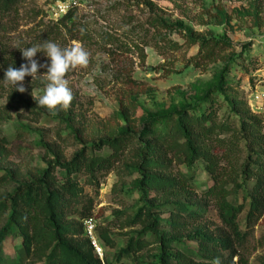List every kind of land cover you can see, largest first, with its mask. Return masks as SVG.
Instances as JSON below:
<instances>
[{"label":"rangeland","instance_id":"rangeland-1","mask_svg":"<svg viewBox=\"0 0 264 264\" xmlns=\"http://www.w3.org/2000/svg\"><path fill=\"white\" fill-rule=\"evenodd\" d=\"M147 1L153 3V11L145 6ZM76 3L75 17L86 25L89 35L79 42L89 53V63L66 74L73 94L71 106L66 110H48L36 102L47 84L43 75L46 69H40L41 75L35 80L25 77L24 93L3 82L9 66L19 68L26 63L20 50L40 47L46 41L61 48L77 43L68 40L61 29L62 15L54 14V0H20L12 9L0 12V176L10 174L15 181L31 179L53 158L52 148L69 159L83 144L116 135L125 126L118 114L120 105L129 107V101H134V110L129 107L130 116L134 118L135 129L140 131L150 117L173 114L185 104L195 106L207 90L219 86L221 75L228 89H222L220 97L238 95L247 100L253 86L259 80L264 81V0H76ZM219 5L226 16L216 14ZM154 18L169 23L181 20L184 29L154 28L149 24ZM182 33L193 37L225 36L233 43L234 51L227 62L218 61L204 72L199 71L184 64V58L195 54L197 46L183 45ZM172 41L183 46L173 50ZM135 43L139 45L137 48ZM142 46L144 59L139 54ZM35 58L47 62L42 52ZM164 61L167 66L173 63L175 72L162 75L161 69H154ZM225 66L228 71H224ZM131 79L139 84H133ZM129 92L133 96L125 97ZM228 113L227 106L219 110L221 117ZM179 168L187 171L183 165ZM189 171L195 176L194 187L200 197L211 181L200 165ZM135 177L136 174L110 171L97 190L84 187L93 198L95 228L107 231L115 242L113 248L106 247L109 264H118L115 253L125 246L132 231L123 227V219L137 207L139 192L133 186ZM14 185L1 190L10 191ZM208 201L207 214L194 224L214 234L232 237L234 254L229 258L225 251L226 257L219 262L264 264V211L254 223L246 225L245 207L236 219L243 235L236 237L221 220L214 202ZM3 223L1 220L0 228ZM184 245L197 247L196 242L189 240ZM19 247L20 238L15 235L2 241L0 250L6 264H16ZM154 253L153 244L137 257L132 254L122 257L119 263L147 264Z\"/></svg>","mask_w":264,"mask_h":264},{"label":"trees","instance_id":"trees-1","mask_svg":"<svg viewBox=\"0 0 264 264\" xmlns=\"http://www.w3.org/2000/svg\"><path fill=\"white\" fill-rule=\"evenodd\" d=\"M18 1L0 0V12L12 9ZM145 6L154 10L151 1ZM74 11L72 7L63 14L59 24L68 40L84 42L88 31ZM215 12L226 16L220 5ZM149 24L184 29L181 20L169 23L154 18ZM181 36L183 45L197 46L195 54L184 58V64L202 72L210 64L227 62L234 51L225 36ZM171 44L173 50L183 46ZM143 46L139 47L142 59ZM166 63L154 69H161L162 75L175 72L173 63ZM228 69L225 66L224 71ZM217 83L219 86L207 90L195 106L185 104L173 114L150 117L140 131L130 116L134 101H129V107L120 105L118 114L125 126L116 135L83 144L69 159L52 148L53 158L31 179L15 181L10 174L0 176V221L4 220L0 249L4 239L15 235L20 238L16 264H102L83 227L84 219L94 213L93 198L84 187L97 190L103 177L116 171L136 174L133 186L139 192L136 209L123 219V227L132 231L125 246L115 253L118 264L122 257H137L153 244L156 253L147 264H221L225 251L230 258L234 254L230 235L214 234L194 223L207 214L208 200L214 202L221 220L236 237L243 235L236 219L245 207L246 225L261 216L264 138L261 117L250 110L247 100L238 95L220 97L228 84L222 75ZM132 96L129 92L125 97ZM222 106H227V116H220ZM196 164L211 181L200 197L194 187L195 176L189 171ZM10 184H15L10 191L1 190ZM95 234L105 249L104 262L109 264L106 247L113 248L115 242L105 230L96 228ZM187 240L196 242L197 247L184 245ZM0 264H6L1 250Z\"/></svg>","mask_w":264,"mask_h":264},{"label":"clouds","instance_id":"clouds-1","mask_svg":"<svg viewBox=\"0 0 264 264\" xmlns=\"http://www.w3.org/2000/svg\"><path fill=\"white\" fill-rule=\"evenodd\" d=\"M21 52V63L19 68L9 66L4 71L3 82L5 85L15 86L16 91L24 93L25 77L37 79L41 74L40 69H46L43 73L47 84L43 94L36 100L37 104L48 110L68 109L73 100V94L65 78L70 69L86 67L89 63V53L79 42L72 47L61 48L54 42L46 41L42 46L28 47ZM42 52L47 58L46 63L36 59V54ZM23 111V110H21Z\"/></svg>","mask_w":264,"mask_h":264},{"label":"built area","instance_id":"built-area-1","mask_svg":"<svg viewBox=\"0 0 264 264\" xmlns=\"http://www.w3.org/2000/svg\"><path fill=\"white\" fill-rule=\"evenodd\" d=\"M77 4L76 0H54L53 10L54 14H65L70 8ZM263 83V84H262ZM247 102L250 110L261 117L262 135L264 138V81L259 80L257 84L250 90ZM83 227L86 236L90 240V244L94 252L98 255L102 264L104 262V247L101 245L95 234V219L90 216L83 221Z\"/></svg>","mask_w":264,"mask_h":264}]
</instances>
